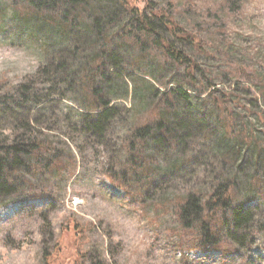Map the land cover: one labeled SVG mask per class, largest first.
Wrapping results in <instances>:
<instances>
[{
  "label": "rangeland",
  "instance_id": "rangeland-1",
  "mask_svg": "<svg viewBox=\"0 0 264 264\" xmlns=\"http://www.w3.org/2000/svg\"><path fill=\"white\" fill-rule=\"evenodd\" d=\"M124 1L201 38L206 52L176 42L201 67L196 84L162 50L142 58L144 45H119L135 25L120 2L0 0V148L32 135L50 166L0 153V264H264V0ZM87 78L110 119L97 120ZM160 118L178 144L130 150L136 129ZM227 181L218 244L201 246L178 205Z\"/></svg>",
  "mask_w": 264,
  "mask_h": 264
},
{
  "label": "trees",
  "instance_id": "trees-1",
  "mask_svg": "<svg viewBox=\"0 0 264 264\" xmlns=\"http://www.w3.org/2000/svg\"><path fill=\"white\" fill-rule=\"evenodd\" d=\"M32 6H42L43 4H49L51 1L53 4L57 5V2L61 1V6H65V4H72L74 8L79 9L82 8L88 0H28ZM117 3L120 2L121 8L125 11V14H132L133 20L135 21V25L132 28L126 29L122 35H119L118 42L119 45H123L124 42L128 45L140 47L144 45L145 50H140L139 53L142 58L145 57L147 49L158 48L163 51L164 55L167 59L172 61L177 65H183L186 67V74L189 78H192L191 83L196 84L197 79L195 77V73L197 71H202L198 62L184 50L179 48L177 43H186L190 44L193 47H197L200 52H206L204 47H202L203 43L201 38L194 33H189L185 30L180 24H178L172 15H165L164 13H155L151 12L155 18H151L144 12H139L135 8H129L128 4L125 3L124 0H115ZM43 3V4H42ZM60 6V7H61ZM117 13V12H116ZM122 12H120L121 14ZM101 10L98 9V12H93V16H95L96 23L98 24L100 20L104 19V15H101ZM104 14V13H103ZM115 14L110 17V20L113 19ZM157 20V21H156ZM160 24L163 31H159L157 25ZM96 26V25H93ZM69 25H64V29H68ZM165 31V32H164ZM101 33V29L99 34ZM171 38L166 37L164 34ZM102 34V33H101ZM147 37V42H144V38ZM121 39V41H120ZM200 42V44H199ZM140 56V58H141ZM90 83L91 91L94 93V109L99 113L96 114L97 120L99 122L110 119L108 115L113 112V109L103 108L108 107V102L106 100L105 95L99 94V89L96 88L95 82L92 79L87 78ZM94 91V92H93ZM212 98L216 103L220 101L217 97ZM164 118V116H162ZM160 118V119H162ZM164 119L160 122L155 121L154 123L157 125L152 128L150 125L144 128H137L132 139L129 141L128 147L133 152H138L140 150V145L147 143L149 140H158L162 141L164 144L169 147H175L178 144V134H176L171 128L165 126L163 123ZM156 129L160 131H156ZM43 150H47L46 144L44 142L38 140L37 138H33L32 135L29 136H20L17 139V142L14 145H11L8 148H0V153L3 155H10L12 151L19 153H26L34 157L36 163L35 165L20 163L30 170L34 172H40L43 168H49V164H46L42 161L41 152ZM138 154H135V157ZM1 158L0 160H2ZM2 165V163H1ZM44 170V169H43ZM4 173H6L4 167H0V183L4 181ZM122 185V184H121ZM123 189H126V187ZM232 182L227 181L224 186H216L215 189L205 198L200 197L198 194L188 195L184 201L178 205L180 219L184 225V227H189L192 225L195 227L201 228L199 233V240H201L200 245L204 247L211 248V246L218 244L219 233L221 228H224L225 222V210L227 207L232 208V200H233V192L231 190ZM234 221L237 227L243 226V224L247 225L245 222L247 219L246 216L237 210H233ZM249 221V220H248ZM215 240V241H214Z\"/></svg>",
  "mask_w": 264,
  "mask_h": 264
},
{
  "label": "bare ground",
  "instance_id": "bare-ground-1",
  "mask_svg": "<svg viewBox=\"0 0 264 264\" xmlns=\"http://www.w3.org/2000/svg\"><path fill=\"white\" fill-rule=\"evenodd\" d=\"M1 216H2V215L0 214V217H1ZM8 216H9V215H7V214L4 215V217H8Z\"/></svg>",
  "mask_w": 264,
  "mask_h": 264
}]
</instances>
